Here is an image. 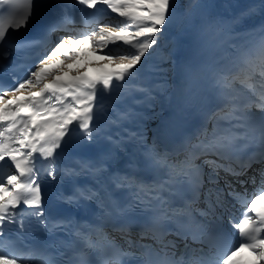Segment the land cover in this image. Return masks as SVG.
Segmentation results:
<instances>
[{"label":"snow or ice","instance_id":"snow-or-ice-1","mask_svg":"<svg viewBox=\"0 0 264 264\" xmlns=\"http://www.w3.org/2000/svg\"><path fill=\"white\" fill-rule=\"evenodd\" d=\"M74 2L82 6L81 12L85 9L104 11L115 14V19L109 21L101 17L90 31H69L66 28L67 17L62 14L67 0H57L59 13L52 23L43 20L44 5L40 0H0V45H7L10 49L0 52V57L6 58L11 51L23 48L43 47L49 33L67 32L59 36L52 47L44 50L38 62L22 78L13 77L12 85L0 81V166L6 164L11 169L8 174L0 176V239L7 235L9 226L24 230L25 212L46 229L50 224L54 229L73 226L70 219L53 221L47 216L39 162L47 161L52 165L47 175L54 179L55 157L73 141V132H78L91 143L94 133L97 137L100 135L96 122L102 114L108 126L118 128L138 120L141 113L133 107L121 111L116 108V103L137 93L142 96L138 101L133 100L138 106L153 98V92L160 86L144 82L141 69L159 47L160 37L169 25L180 23L184 27H196L205 7L200 0H191L187 11L180 16L177 0ZM33 20L43 29L38 41H14L10 38V29L19 31L27 28ZM90 56H95V59ZM213 75L223 106L211 117L214 121L211 132L205 129L196 143L189 141L184 149V158L174 163H169L167 156L155 148H149L145 153L151 166L162 165L168 170L167 180L147 191L140 189L148 198L149 205L158 201L156 208L159 211L142 227L139 235L141 239L151 236L161 245L159 250L140 245L144 250L137 255L132 251L134 244L130 239H126L127 248L106 235L101 236L106 241L102 243L101 239L93 240L89 226L83 225L76 229L75 235L87 251L77 252L69 244L68 250L72 254L61 262L48 253L46 246L30 244L15 251L0 248V264H209L203 249L198 257H193L194 250L187 244L177 256L175 241L166 239L169 232L164 223L180 216L194 219V211L201 216L214 214L215 209L225 207L226 197L239 204L246 190L245 193L237 191L229 180L220 187V173L240 177L246 175L254 164L264 163V124L258 128L261 142L258 154L244 160L231 155L252 143L255 139L252 133L256 130L250 115L253 104L241 102L235 84L239 83L252 92L256 97L255 107L264 111V91H255L256 83L264 89V43L258 61L245 59L235 72L221 68ZM256 75L260 80L254 82ZM117 89L116 96L106 103L104 97L111 96ZM108 111L115 113L114 117H107ZM222 122H227L228 126H222ZM124 133L129 138L141 137L140 133L129 129H124ZM240 141L246 144L241 145ZM208 153L215 158L201 161V157H207ZM204 167L208 169L209 187L204 192L208 211L194 209L193 201L185 202L182 207H171L161 193H171L175 185L186 184L192 190L194 200L198 199L196 194L204 188ZM68 171L71 174V170ZM257 175L260 178L258 190L248 194L249 198L240 205L239 217H229L236 241L216 257L215 264H264V167ZM249 179L256 185L255 175ZM115 182L136 183L131 176H117ZM73 198L88 197L83 192H76L68 199ZM137 200L144 202L139 195ZM134 206L135 202L126 208H118L117 215H125ZM202 227L197 224L198 229ZM119 231L123 237L131 235L127 224L121 225ZM224 238L223 233L215 237L217 241ZM198 239L194 232L193 240Z\"/></svg>","mask_w":264,"mask_h":264},{"label":"bare ground","instance_id":"bare-ground-1","mask_svg":"<svg viewBox=\"0 0 264 264\" xmlns=\"http://www.w3.org/2000/svg\"><path fill=\"white\" fill-rule=\"evenodd\" d=\"M220 1H210L211 10L197 19L196 27L183 26L176 33H166L168 35L166 38L171 41L167 46L169 56L165 66L159 68L160 70L155 73L149 72L145 67L141 69V79L144 82L160 86L157 91L153 92V98L143 106L133 103L134 99L138 101L142 98L139 93L134 97L122 100L124 104L130 105L141 113L137 121L143 133L146 134V138L152 137L154 140L167 136V126L174 117L175 111L179 109L180 91L176 80L180 73L184 77L186 83L184 90L188 95V97L181 98L183 103L185 102L184 108L198 109L193 124L194 136L204 132L205 129L212 130L214 121L210 118L203 122L202 119L221 102L218 96L219 89L214 86L213 73L221 68L234 72L245 59L256 54L255 49H261L262 43H264V11L254 9L253 5H246L244 0ZM40 3L44 5L43 20L46 21L54 14L58 5L55 0H40ZM251 9H253V13ZM96 12L101 15L113 14L104 11ZM34 24H38L36 20L30 21L28 27ZM212 29L218 35L208 33L206 37L204 34ZM252 123L255 126L256 122ZM226 125L227 122H222V126L227 127ZM99 130V138L91 143L84 140L78 133L73 136V141L64 149L70 155L76 152L92 159L107 157V139L114 132V128L107 135L103 129ZM152 131L156 134L150 136ZM181 137L182 134L176 132L174 140H180ZM196 137H201V135ZM196 137L192 140L187 133L181 142L191 141L194 144L197 140ZM172 144L173 142L170 143V145ZM228 180L233 185L237 183L234 178ZM248 194L249 192H246V195ZM243 197L245 196L241 197V201ZM232 202L234 206L229 212L223 213L215 209L214 214L209 213L208 215L222 220L232 229L229 217H239L242 211L240 203ZM199 205L197 204V206ZM208 208L207 203L203 211H208ZM219 245L220 243L217 244V246Z\"/></svg>","mask_w":264,"mask_h":264},{"label":"rangeland","instance_id":"rangeland-1","mask_svg":"<svg viewBox=\"0 0 264 264\" xmlns=\"http://www.w3.org/2000/svg\"><path fill=\"white\" fill-rule=\"evenodd\" d=\"M211 0H200V3H202L203 5H205L204 9L202 10V15L207 12V11H210L211 10V3H210ZM222 1H225V2H229V1H232V0H221L220 2ZM177 3L179 5L178 9H177V12L180 16H182L184 14V12L187 11L188 9V6L189 4L191 3V0H185L184 2V5H180L181 4V0H177ZM244 3L246 5H253V8L254 9H258V10H263L264 11V0H244ZM245 5V6H246ZM244 9V8H243ZM251 12L253 13V9H251ZM102 17H104L105 19L109 20V21H114L115 19V14H107V15H102ZM100 19V18H99ZM95 24L94 23L93 25H90V26H85L83 28H81L79 31H90L92 30L94 27H95ZM183 27L182 24L180 23H177V24H174V25H169L168 28L165 30L164 34L160 37V41H159V47L156 48L155 51L152 52V54L148 57L147 61L145 62V65L144 67L149 71V72H152V73H155L157 70H160L159 68H162L163 66H165L166 64V60L168 59V56H169V52L167 50V46L168 44L170 43L171 40L167 39L166 36V33L169 32L168 34H172V33H176V31H179L181 28ZM87 48V46H86ZM259 50V51H258ZM117 52H120V49H117L116 50ZM255 53L256 54H252L250 55V57L248 59H252L254 61H258L260 55H261V49H255ZM103 54V53H101ZM90 58L92 59H95V56H90ZM242 65V64H241ZM236 71V70H235ZM234 71V72H235ZM254 79V82L257 81L256 79V76L253 78ZM261 86L258 85V83H256L255 85V91L257 93H260L262 91H264L263 89L259 88ZM235 88L238 90L239 92V97H240V100L241 102L243 103H249L251 102L253 104L251 110H250V115H255L257 117H260V118H264V111L262 110H259L255 107V101H256V97L253 95L252 92H250L248 89L244 88V87H241L239 85V83L235 84ZM222 102V101H221ZM223 105L220 104V106L218 107V105H216L215 108L211 109V110H215L214 112L218 111V109L220 107H222ZM213 112V113H214ZM213 115V114H212ZM211 115V117H212ZM210 117V118H211ZM197 138V137H196ZM195 138V139H196ZM206 158L208 159H211L209 156H207ZM258 168L259 167H256V166H253L252 169H249V171H252L251 173H249V175L247 176V178L249 177H253L255 175V179H256V185H254L252 183V181L250 180L248 184H245L246 187H242V188H247L249 189V192L253 191V189L255 188L254 186H256L257 188V185H259L260 183V178H259V175H257L258 173ZM207 172H208V169L207 167L205 168V182L207 183ZM220 177H221V180H220V187H223L224 185V180H225V177H227L225 175L224 172H221L220 173ZM228 180V179H227ZM237 184V183H236ZM235 184V185H236ZM233 185V184H232ZM254 185V186H252ZM209 187V185H208ZM237 191L239 192H242V193H245V190L246 189H242L241 190V186L240 187H234ZM204 199H205V195H204ZM203 199V200H204ZM228 198L226 197L225 200H227ZM217 210H219V208H217ZM220 212H223V213H226L228 212V208L227 206L225 205V207L223 209L220 208Z\"/></svg>","mask_w":264,"mask_h":264},{"label":"trees","instance_id":"trees-1","mask_svg":"<svg viewBox=\"0 0 264 264\" xmlns=\"http://www.w3.org/2000/svg\"><path fill=\"white\" fill-rule=\"evenodd\" d=\"M184 2H185V0H181V4L180 5H184ZM257 76V81H259L260 80V77H259V75H256ZM258 85L260 86V84L258 83ZM259 88H261V87H259ZM262 89V88H261Z\"/></svg>","mask_w":264,"mask_h":264}]
</instances>
